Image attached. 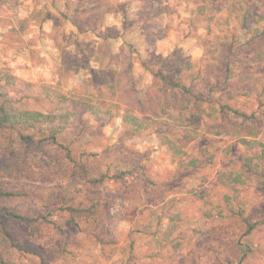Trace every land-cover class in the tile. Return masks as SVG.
<instances>
[{"label": "rangeland", "instance_id": "374dc122", "mask_svg": "<svg viewBox=\"0 0 264 264\" xmlns=\"http://www.w3.org/2000/svg\"><path fill=\"white\" fill-rule=\"evenodd\" d=\"M257 29L264 0H0V76L14 80L0 102L74 113L54 143L0 130V262L264 264L260 148L242 128L216 133L240 119L209 113L253 116L264 141V48L244 46ZM177 83L196 96L187 109Z\"/></svg>", "mask_w": 264, "mask_h": 264}, {"label": "trees", "instance_id": "16d2710c", "mask_svg": "<svg viewBox=\"0 0 264 264\" xmlns=\"http://www.w3.org/2000/svg\"><path fill=\"white\" fill-rule=\"evenodd\" d=\"M244 46H246V49L250 51L253 50L254 58L259 59L260 56L262 55V48H264V29L261 30L257 29L252 31L251 36L244 43ZM230 72H231L230 67H227L225 70L226 79L229 78ZM243 73L247 74L245 71ZM0 80L3 81L4 85L6 84L13 85L14 83L12 76L4 73L0 76ZM208 83L209 82H205L204 85L208 87V89L212 90V87L210 85L208 86ZM175 87L177 93L183 96L184 98H186L187 100L185 109H187L188 103L190 104L191 101L193 102V100H197L191 88H186L184 84H179V83L175 84ZM150 102L152 103V101ZM159 107L161 114H164L166 112V107L161 104L159 105ZM85 109L91 111V114L93 116L94 115L95 117L99 116V114L96 112L95 106H93L92 104H86ZM217 112L218 114H222L223 117L226 118L228 121H230V119L227 118L229 115H231L232 118L235 117L236 119H240L241 121L237 124L236 123L231 124L230 129L224 128L216 133L233 136V137H240L241 136L239 135L240 132L242 130L246 131V134L252 137V140H247L244 137H240V142L244 144L248 149L254 150L255 148L259 147L260 148L259 153L254 158L264 162V141L256 142L254 140L256 138L255 136L256 133L253 126L249 124L251 119L256 122L255 118L253 116H247L245 113L240 112L236 109H232L229 105H220L218 106V108H214V107L210 108L209 113L214 114ZM73 115L74 113L69 111L64 112L62 114L54 115V114H43L37 111L24 110V109L16 108L10 103L6 102V100L5 101L3 100L2 102H0V130L18 129L22 132H25V135L23 136L20 135V138L22 140L34 142L36 141L35 137L37 135L38 136L42 135L44 137L38 140L39 143L43 141H51L54 143L56 142L58 134L61 133V131L64 128L63 126L58 127L57 124H55L54 126L55 121H57V123L63 122V125H65V123L70 121ZM167 115L175 122L180 121L181 119L180 111L178 112L177 115L171 116L172 114L170 113ZM123 121L130 124L132 134H136L142 127V121L139 120L136 116L127 115L124 117ZM241 128L242 130H240ZM79 169H84V166L79 167ZM85 173L88 174L89 176L93 175L89 171H86ZM238 178L239 176H235L232 178L228 177L226 181L235 182L237 181ZM67 187L69 189L73 188L76 192H81V189L75 186L74 184ZM6 195L8 194L0 192V196H6ZM96 207L97 204H93L86 211L84 209H78V208H75L74 210L71 209V211L78 215L85 212H88L90 215H93L96 212ZM4 214L6 217L14 218L17 220H24L22 216L16 214H12L9 212H5ZM244 223L246 224L245 225L246 234L251 232L254 229V227L257 225L256 223L252 224L247 222L246 219H244ZM0 237L3 240V242L12 243V237L3 224L1 214H0ZM241 247H242L241 251L244 253L246 251V247L245 246H241ZM0 264H3V262L1 261Z\"/></svg>", "mask_w": 264, "mask_h": 264}]
</instances>
